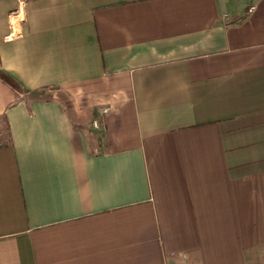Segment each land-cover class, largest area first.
Segmentation results:
<instances>
[{
	"label": "crops",
	"instance_id": "1",
	"mask_svg": "<svg viewBox=\"0 0 264 264\" xmlns=\"http://www.w3.org/2000/svg\"><path fill=\"white\" fill-rule=\"evenodd\" d=\"M0 67V264H264V0H0Z\"/></svg>",
	"mask_w": 264,
	"mask_h": 264
},
{
	"label": "rangeland",
	"instance_id": "2",
	"mask_svg": "<svg viewBox=\"0 0 264 264\" xmlns=\"http://www.w3.org/2000/svg\"><path fill=\"white\" fill-rule=\"evenodd\" d=\"M53 93L54 92L52 90L41 89V90H37V91H35L33 93H30V94L33 95L34 97L47 98V97L53 95ZM92 126H94L93 130L96 133H98V137H100L101 131H102V127H101L100 123L97 122V121H94ZM6 140H7V131H6V128H5V124H4V121L0 120V142H4Z\"/></svg>",
	"mask_w": 264,
	"mask_h": 264
},
{
	"label": "trees",
	"instance_id": "3",
	"mask_svg": "<svg viewBox=\"0 0 264 264\" xmlns=\"http://www.w3.org/2000/svg\"><path fill=\"white\" fill-rule=\"evenodd\" d=\"M0 79H2L4 82L8 83L9 85H11L14 89H16L17 91H27L26 89H24L17 81L14 77H12L9 73H7L6 71H4L1 67H0Z\"/></svg>",
	"mask_w": 264,
	"mask_h": 264
}]
</instances>
